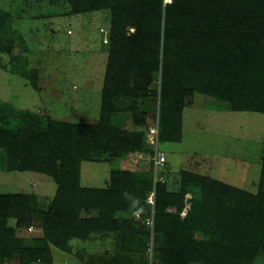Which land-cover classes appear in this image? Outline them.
Instances as JSON below:
<instances>
[{
    "label": "trees",
    "instance_id": "trees-1",
    "mask_svg": "<svg viewBox=\"0 0 264 264\" xmlns=\"http://www.w3.org/2000/svg\"><path fill=\"white\" fill-rule=\"evenodd\" d=\"M64 1L72 14L110 12L99 117L57 119L0 98V170L43 173L56 183L48 198L0 192V264H52V246L71 253L73 240L90 239L112 246L74 249L84 264H253L258 256L264 263V141L256 189L189 167L179 168L174 189L159 170L154 175V144L127 127L146 120L152 96L162 142L181 141L192 93L264 113V0ZM12 20L0 8V54L10 55L0 67L37 87L38 70L25 68L23 54L14 52L27 46ZM137 152L147 154V167L112 166L103 186L81 183L83 160L106 154L102 160L113 162ZM135 193L138 211L129 209ZM34 216L41 217V235L17 234Z\"/></svg>",
    "mask_w": 264,
    "mask_h": 264
},
{
    "label": "rangeland",
    "instance_id": "rangeland-1",
    "mask_svg": "<svg viewBox=\"0 0 264 264\" xmlns=\"http://www.w3.org/2000/svg\"><path fill=\"white\" fill-rule=\"evenodd\" d=\"M0 8L12 14V26L22 35L26 50L16 45L15 53L25 68L38 70L37 87H33L27 75L10 72L0 67V98L17 107L29 108L45 116L76 122H95L100 112V95L109 44L110 12L100 11L69 13L64 0H0ZM10 55L0 54L7 61ZM25 61V62H24ZM156 74L153 85L157 86ZM126 99L125 105L131 103ZM153 110L143 123L129 120L127 127L133 132L143 131L147 137L149 126L157 123L158 97L149 100ZM159 129V128H158ZM264 141V113L248 110H231L213 97L192 93L183 109L182 139L179 142L160 141L159 147L166 153L167 163L159 164L157 171L167 178L168 187H178L181 167H189L201 173L254 190L259 180L260 159ZM97 156L99 154H96ZM83 160L81 183L103 186L112 166L143 168L148 166L146 153L120 157L113 162ZM170 169V170H169ZM172 170V172H171ZM56 183L47 174L32 171L0 170V192L34 191L41 197H52ZM138 194H132L130 210L138 211ZM185 211V210H184ZM182 211V214L185 212ZM137 215V214H136ZM15 218H10L11 225ZM41 217L34 216L30 224L40 227ZM22 225L17 234L26 237L41 235L37 230H25ZM107 239V238H106ZM105 239V240H106ZM74 243L72 252H63L52 246L53 264H84L73 256V250L90 242ZM112 246L94 239L93 252H101ZM62 262V263H61ZM151 262V260H150ZM10 264H17L14 258ZM32 264H42L39 262ZM253 264H264L261 256Z\"/></svg>",
    "mask_w": 264,
    "mask_h": 264
},
{
    "label": "built area",
    "instance_id": "built-area-1",
    "mask_svg": "<svg viewBox=\"0 0 264 264\" xmlns=\"http://www.w3.org/2000/svg\"><path fill=\"white\" fill-rule=\"evenodd\" d=\"M105 40L108 42V38H105ZM147 140L154 144V154L153 155H149L150 159L153 160V163H154V175H156V169H157V166L159 164H162L164 161H165V153L163 150L159 149L158 148V142H159V139H158V124L156 123V125H152L149 127V131H148V134H147ZM148 200L150 202H152V193L148 196ZM146 221L149 223V224H152V216L151 217H148L146 219ZM37 230V231H40L41 232V227H34L33 225H29L28 227L25 228V230ZM20 231V228H17V231Z\"/></svg>",
    "mask_w": 264,
    "mask_h": 264
},
{
    "label": "crops",
    "instance_id": "crops-1",
    "mask_svg": "<svg viewBox=\"0 0 264 264\" xmlns=\"http://www.w3.org/2000/svg\"><path fill=\"white\" fill-rule=\"evenodd\" d=\"M130 154H132V153H130ZM137 155H139V156H141L142 154L141 153H139V152H137ZM106 184V183H105ZM185 212V211H184ZM89 242H90V244H89V250H91L92 251V245H93V239L91 240H89ZM54 251H53V249H52V253H53ZM63 252H65V251H63ZM57 260H62V261H64L63 262V264H68V263H70V260H68L67 261V256L65 255H63V257L61 258V259H57ZM55 260H54V254H53V262H54ZM62 263V262H61ZM53 264V263H52Z\"/></svg>",
    "mask_w": 264,
    "mask_h": 264
},
{
    "label": "clouds",
    "instance_id": "clouds-1",
    "mask_svg": "<svg viewBox=\"0 0 264 264\" xmlns=\"http://www.w3.org/2000/svg\"><path fill=\"white\" fill-rule=\"evenodd\" d=\"M150 127V126H149Z\"/></svg>",
    "mask_w": 264,
    "mask_h": 264
}]
</instances>
